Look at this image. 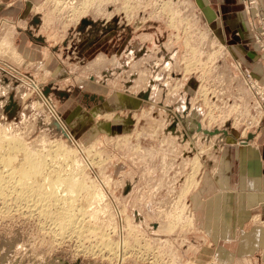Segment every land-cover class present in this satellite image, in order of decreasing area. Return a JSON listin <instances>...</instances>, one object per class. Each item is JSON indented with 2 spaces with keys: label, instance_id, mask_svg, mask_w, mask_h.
Masks as SVG:
<instances>
[{
  "label": "rangeland",
  "instance_id": "obj_1",
  "mask_svg": "<svg viewBox=\"0 0 264 264\" xmlns=\"http://www.w3.org/2000/svg\"><path fill=\"white\" fill-rule=\"evenodd\" d=\"M205 7L201 0H42L31 11L41 15L37 32L52 50L44 62L42 51L24 58L9 38L11 24L0 18V135L18 137L35 157H47L45 171L60 164L86 180L78 201L65 198L78 204L68 207L79 220L62 235L50 214L47 219L19 202L16 207L8 191V206L0 199V264H221L229 257L223 250L252 242L264 225L258 211L247 228L234 222L239 231L225 237L229 228L217 223L214 206H205L206 216L197 204L215 196L213 189H200L217 168L218 150L248 143V132L259 128L264 112L244 74V68L253 70L239 65L241 76L234 77L225 68L227 46L217 38ZM172 50L174 58L164 59L162 53ZM90 69L115 74L93 82ZM121 70L125 79L118 77ZM126 81L129 91L120 96L127 108L112 110L117 115L108 118L110 109L98 96L117 108L116 92ZM11 94L18 104L12 111L6 108ZM193 110L196 123L188 119ZM198 124L233 136L209 135ZM58 144L66 152L56 149ZM51 206L52 212L67 209L61 202Z\"/></svg>",
  "mask_w": 264,
  "mask_h": 264
},
{
  "label": "crops",
  "instance_id": "obj_2",
  "mask_svg": "<svg viewBox=\"0 0 264 264\" xmlns=\"http://www.w3.org/2000/svg\"><path fill=\"white\" fill-rule=\"evenodd\" d=\"M201 1L206 6L205 16L210 21L217 38L227 46V56L223 61L227 71L229 70L234 77L241 76L237 66L246 65L256 71L257 74L263 75L264 57L259 52V30L250 18L243 1ZM41 2L42 0H0V18H4L3 23L7 21V24H11L8 31L9 38L11 37L13 44L16 45L24 58L31 60L34 53L42 51L44 54L42 62H44L46 55L52 54V50L48 48L50 46L44 39L42 31L37 32L42 23L41 15L36 11H31L37 9ZM258 4L260 8L264 9V0H258ZM54 51L58 56L57 51ZM162 56L165 57L164 59H173L175 52L174 50L168 51L166 55L162 53ZM56 69L61 70V72L65 70L62 66ZM90 70L89 77L94 79L93 82H99L97 81L98 77L110 79L115 74L112 69L103 70V74L94 69ZM158 71L155 70V75ZM56 74L58 75V73ZM118 74L120 75L118 77L124 78V71L121 70ZM107 82L104 80L103 84L108 86ZM125 84L124 90L121 88L116 92L119 93L116 97L117 101L121 103L118 104L117 108L113 107L111 101L106 99L104 95L98 96L104 101V109H110L108 118L117 115V113L113 114L114 111L119 112L121 110L120 113H123L122 110L127 108L125 107L126 98L120 96L121 93L129 91L127 89L129 82L126 81ZM97 113L95 111L91 113V119H94ZM261 114L262 124L256 130L248 132H253L254 138L242 145L234 144L221 147L217 152V168L212 172V176L206 177L208 179L201 185V191L213 189L215 196L213 199L204 198L197 202L199 206L204 207V210L200 209V213L205 211L207 216L208 212L205 206H214L212 213L217 217V223L226 222V230L229 228V233L223 234L225 237H233L230 232L235 234L237 232L235 230L247 228L254 213H257L256 211H258L260 218L264 219V112ZM120 117L122 119V116ZM240 207L247 208L244 210ZM234 222L240 223L238 224L239 229L235 228L237 226ZM256 231V234L254 233V236L251 237L252 242L246 240L244 246L241 245L238 248L235 246L230 251L223 250V253L229 257L227 260H223L221 264L236 261L245 262V264H257L260 260H264V225L258 227Z\"/></svg>",
  "mask_w": 264,
  "mask_h": 264
},
{
  "label": "bare ground",
  "instance_id": "obj_3",
  "mask_svg": "<svg viewBox=\"0 0 264 264\" xmlns=\"http://www.w3.org/2000/svg\"><path fill=\"white\" fill-rule=\"evenodd\" d=\"M76 2V1H75ZM74 2V3H75ZM93 2V1H92ZM8 50V49H7ZM160 52V51H159ZM2 81V80H1ZM0 81V82H1ZM23 81V80H22ZM15 89V88H14ZM19 89V88H18ZM37 89V88H36ZM61 89V88H60ZM143 92V91H142ZM49 99V98H48ZM49 101V100H48ZM47 101V102H48ZM50 105V104H49ZM53 106V105H52ZM56 107V106H55ZM184 109V108H183ZM195 110H193L192 112H190V115L188 117V119L191 121V123H196V116L197 114H195ZM182 116V115H181ZM188 116V115H187ZM183 118V117H182ZM181 119V118H180ZM188 120V122H189ZM200 121V120H199ZM58 122H60L58 120ZM202 122V121H201ZM61 125V123H60ZM191 125V124H190ZM199 125V124H198ZM204 125V124H203ZM151 126V125H150ZM200 126V125H199ZM63 131L66 133V135L68 137H72V135L67 132L65 130V126L62 125L61 126ZM190 127H187V131L188 132H191L193 129H188ZM201 129L202 132H204L203 130L204 129H207V130H212V129H208V128H204L203 126L199 127ZM223 130V129H221ZM200 132V131H199ZM205 133V132H204ZM2 134V133H1ZM190 134V133H189ZM208 134V133H207ZM210 135V134H209ZM211 135H217V134H211ZM227 137L230 136L229 135V131H228V134H225ZM5 135H0V199L3 200L6 204H4V206H8L7 202H8V198L10 197V195L8 194L10 191L12 194L15 195V203L16 202H19L20 204H22L21 206L24 207L27 211L29 212H33V213H38L43 217L47 214H50L52 217H51V221H53L56 225L54 226H57L55 228H57L55 230L56 233L58 234H65L66 232V226H70L73 222H75L76 220H79V219H75V215H71L69 211V208L68 207L70 205L71 200H66L65 198H72L74 200V198H78V195H79V192H81V190L83 189V182L85 180V177H84V180L82 181L78 176L77 172L79 171H76V174L77 176L72 173L71 171H73L74 168H72V170H68V172H65L63 171L64 169L63 166L59 167L57 166L58 164H53L55 166H57L58 168H54L52 169L53 165H51L52 167H50L51 170L49 171H45L46 170V167L47 164L46 163H49V162H44L45 159H47V157L45 155L44 160L43 158L41 159L42 156H39L38 157H35L32 153V150L30 152L29 151V147L26 145H22V140L18 139H15V137L12 136V138L10 137H4ZM225 136V137H226ZM224 137V136H223ZM46 139V138H45ZM19 141V144H18V141ZM35 140V139H34ZM54 140V139H53ZM17 141V143H16ZM22 143V144H20ZM36 144V142H35ZM57 144V143H56ZM60 144H58L56 146V149H65V147L63 148V144L61 145V148L59 146ZM67 146V145H66ZM28 148V151L27 149ZM47 148V147H46ZM67 148V147H66ZM52 149V151L55 149L53 148H50ZM49 149L48 152H50L51 150ZM55 149V150H56ZM48 150V149H47ZM55 150L53 152H55ZM72 150V149H71ZM61 151H65L66 152V149L65 150H61ZM32 152V153H31ZM41 152V151H40ZM40 152H39V155H40ZM58 152V151H57ZM38 153V152H37ZM36 153V154H37ZM69 153V152H68ZM67 153V154H68ZM71 153V151H70ZM42 154H45V153H41ZM60 154V152H59ZM62 154V153H61ZM65 154V153H64ZM63 154V155H64ZM76 154V153H75ZM57 155V153H56ZM66 155V154H65ZM38 156V155H37ZM49 156V155H48ZM58 156V155H57ZM56 156V157H57ZM66 157V156H64ZM54 158V157H53ZM69 158V156H68ZM51 159V157H50ZM57 159V158H56ZM63 159V158H62ZM65 159V158H64ZM48 160V159H47ZM61 160V159H60ZM66 160V159H65ZM46 161V160H45ZM52 161V160H51ZM54 161V160H53ZM69 161V160H68ZM71 161V160H70ZM57 162V161H56ZM59 162V161H58ZM74 162V161H73ZM76 162V161H75ZM60 163V162H59ZM69 163V162H68ZM52 164V163H51ZM68 166V165H67ZM66 167V166H65ZM74 167V166H73ZM86 167V166H85ZM48 168V167H47ZM82 168V167H81ZM70 169V168H69ZM77 170V169H75ZM70 171V172H69ZM84 171V170H83ZM80 173V171H79ZM83 179V178H82ZM90 179V178H89ZM91 180V179H90ZM86 181V180H85ZM85 183V182H84ZM91 184V183H90ZM88 185V184H87ZM86 187V186H85ZM84 187V188H85ZM82 188V189H81ZM86 189H89L86 187ZM84 190V189H83ZM82 192H85L83 191ZM66 191V192H65ZM89 192V197H90V190L88 191ZM10 193V194H11ZM78 193V194H77ZM87 193V191H86ZM86 193H84V196L86 195ZM92 193V192H91ZM12 194H11V197H12ZM77 194L76 196H73ZM81 195H83L82 193H80ZM9 195V196H8ZM80 196V195H79ZM87 196V197H88ZM74 197V198H73ZM83 198V196H81ZM76 198V200H77ZM86 198V197H85ZM92 198V196L90 197ZM13 199V198H11ZM96 199V198H95ZM66 200V201H65ZM82 200V199H81ZM87 200V198L85 199ZM84 200V201H85ZM89 200V198H88ZM11 201V200H10ZM13 201V200H12ZM63 201V202H62ZM78 201V200H77ZM83 201V200H82ZM61 203H65V205H67V209H62V211L60 210H54L52 212V210H50V206L52 205L53 206V203L55 204V206L59 205ZM75 202V201H74ZM72 203L71 205H74L75 208L77 207L76 205V202L75 203ZM88 201H86L87 203ZM90 202V200H89ZM82 203V202H81ZM84 203V204H86ZM91 203V202H90ZM19 204V205H20ZM89 204V203H88ZM87 204V205H88ZM10 205L12 206L13 203H10ZM18 205V206H19ZM64 204H62L63 206ZM87 205H86V208H87ZM90 205V204H89ZM88 205V206H89ZM20 206V207H21ZM51 206V207H52ZM54 206V207H55ZM73 206V207H74ZM80 206V205H79ZM10 207V206H9ZM14 207V206H12ZM16 207H17V204H16ZM82 207H85V206H82ZM59 208V207H58ZM74 208V209H75ZM79 208V207H78ZM3 209V208H2ZM53 209V208H52ZM71 209L74 211V209L72 208L71 206ZM82 209V208H81ZM79 209V211L81 210ZM84 209V208H83ZM6 210V208H5ZM11 210V209H9ZM14 210V209H13ZM18 210V209H17ZM87 210H89L87 208ZM4 211V210H3ZM23 211V210H22ZM69 211V212H68ZM78 211L79 214H82ZM13 212V211H12ZM86 214L88 213L86 210H85ZM95 212V211H94ZM3 213V212H2ZM52 213H55L54 215ZM71 213H76L75 212H71ZM84 213V211H83ZM16 214V213H15ZM78 214V216H79ZM84 214V215H86ZM19 215V214H18ZM93 215V214H92ZM26 216V215H25ZM34 216V215H33ZM49 215H47V219L50 218V216L48 217ZM258 216V215H257ZM80 217V216H79ZM46 219V218H45ZM88 219V217H87ZM39 220V218H38ZM48 221V220H47ZM83 221V220H82ZM81 223V222H80ZM79 223V224H80ZM45 224V223H44ZM52 225V223H50ZM49 224V225H50ZM76 225V224H75ZM53 226V227H54ZM44 227V226H43ZM73 227V226H72ZM92 227V226H91ZM54 228V229H55ZM74 228V227H73ZM77 228V227H76ZM85 228V227H84ZM90 228V227H89ZM52 229V228H51ZM75 229V228H74ZM73 229V231H74ZM82 229V227H81ZM77 230V229H76ZM75 230V231H76ZM95 230V229H94ZM97 230V229H96ZM50 231V230H49ZM48 231V232H49ZM74 231V232H75ZM79 231V230H77ZM92 231V230H91ZM72 232V231H71ZM73 232V233H74ZM84 232V231H82ZM89 232V231H88ZM97 232V231H96ZM73 235V234H72ZM78 235V234H77ZM81 235V234H80ZM59 236V235H58ZM74 236V235H73ZM84 236H87V234H85ZM56 237V236H54ZM64 237V236H62ZM105 237V236H104ZM72 238V237H71ZM80 238V237H79ZM87 239V238H85ZM91 239V237H90ZM69 240V239H68ZM89 240V239H88ZM88 240H85L88 241ZM81 241V240H80ZM102 241V240H101ZM104 241V240H103ZM113 241V240H112ZM126 241V240H124ZM83 242V241H82ZM90 242V241H89ZM107 242V241H106ZM105 242V243H106ZM118 242V241H117ZM87 243V242H86ZM99 243V242H98ZM97 243V244H98ZM104 243V242H103ZM102 243V244H103ZM110 243V242H108ZM125 243L126 245V242H123ZM84 244V243H83ZM107 244V243H106ZM117 243H115L116 245ZM120 244V243H119ZM118 244V245H119ZM105 245V244H104ZM109 245V244H107ZM111 245V244H110ZM124 245V244H123ZM90 246V245H89ZM95 246V245H94ZM100 246V244H99ZM117 246V245H116ZM106 247V246H105ZM113 247V246H112ZM110 246L109 247H106L111 249L112 248ZM120 247V246H119ZM132 247V246H131ZM82 248V247H81ZM93 248V246H92ZM100 248V247H99ZM102 248V247H101ZM91 249V248H90ZM114 249V248H113ZM118 249V248H117ZM93 250V249H92ZM91 250V251H92ZM103 250V249H102ZM112 250V249H111ZM82 251V250H81ZM117 251V250H116ZM115 251V252H116ZM109 252V251H108ZM123 252V251H122ZM127 252V251H126ZM142 252V251H141ZM156 252V251H155ZM119 254V253H117ZM123 254V253H122ZM136 254V253H135ZM116 255V254H115ZM120 255V254H119ZM104 256V255H103ZM122 256V255H121ZM142 256V255H141ZM108 257V256H107ZM137 258V257H136ZM123 259V258H122ZM125 259V258H124ZM145 259V258H144ZM150 259V258H149ZM153 262V261H152ZM213 262V261H212Z\"/></svg>",
  "mask_w": 264,
  "mask_h": 264
},
{
  "label": "built area",
  "instance_id": "obj_4",
  "mask_svg": "<svg viewBox=\"0 0 264 264\" xmlns=\"http://www.w3.org/2000/svg\"><path fill=\"white\" fill-rule=\"evenodd\" d=\"M244 6L250 15V18L255 22L259 30L258 43L259 52L262 57H264V9L259 7L258 0H242ZM201 27V26H200ZM204 27V26H202ZM218 40V39H217ZM207 41H203L204 46H206ZM213 43H216L215 41ZM202 44V41H201ZM192 56V53H190ZM191 57L190 59H192ZM243 70V69H242ZM245 70V71H244ZM244 74L247 78L249 87H251L257 94L260 102L264 103V74H257L253 71L244 68Z\"/></svg>",
  "mask_w": 264,
  "mask_h": 264
},
{
  "label": "water",
  "instance_id": "obj_5",
  "mask_svg": "<svg viewBox=\"0 0 264 264\" xmlns=\"http://www.w3.org/2000/svg\"><path fill=\"white\" fill-rule=\"evenodd\" d=\"M18 107V104H17V101L15 100V97H14V94H11L10 97H9V103L7 105V109L8 110H14L15 108ZM172 129H175V124L172 126ZM204 132L205 133H208V134H217L219 132H223L225 134H228V130L227 129H219V128H216L214 130H207V129H204ZM254 137V134L253 133H249L248 134V138L247 139H252Z\"/></svg>",
  "mask_w": 264,
  "mask_h": 264
}]
</instances>
